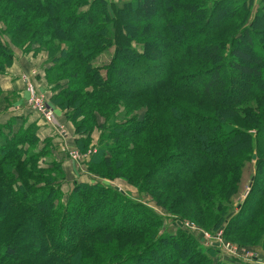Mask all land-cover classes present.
Listing matches in <instances>:
<instances>
[{
    "label": "trees",
    "instance_id": "trees-1",
    "mask_svg": "<svg viewBox=\"0 0 264 264\" xmlns=\"http://www.w3.org/2000/svg\"><path fill=\"white\" fill-rule=\"evenodd\" d=\"M254 1L0 0V73L13 62L11 42L48 51L47 72L86 79L94 92L77 97L53 87L60 106L84 116L78 131L126 95L155 97L154 121L145 113L105 120L87 163L147 193L177 225L165 234L145 201L101 181L65 195L60 162L34 171L33 161L52 155L49 143L30 149L36 127L13 131L11 119L0 124V264H223L213 261L217 247L179 226L186 218L264 249V0L255 9ZM131 8L153 14L136 24ZM110 50L107 65L92 64ZM253 154L256 176L230 215Z\"/></svg>",
    "mask_w": 264,
    "mask_h": 264
},
{
    "label": "rangeland",
    "instance_id": "rangeland-1",
    "mask_svg": "<svg viewBox=\"0 0 264 264\" xmlns=\"http://www.w3.org/2000/svg\"><path fill=\"white\" fill-rule=\"evenodd\" d=\"M114 1H115V3L119 2V0H114ZM254 2L256 5V6H254V9H255L258 5V0H255ZM130 13H131V16H130L131 21L133 23H136V24L144 22V20L150 19L151 15L153 14V12H152L151 15H148V13L146 14L145 12H142V11H137L136 13H133L132 8L130 9ZM145 14L147 15V18L145 17ZM0 28L5 29V25L2 24L1 22H0ZM158 37H160V36H158ZM3 38H5V37L3 36ZM5 39L8 40V38H5ZM156 43H158V42H156ZM10 44H11L12 49L14 47H16L23 52L24 51L25 52L30 51V50H32V47H35V50H37V51L41 50V51H44L48 54V51H46L44 48H41L39 46L37 47L36 44L30 45V46H26V44H25V45H23V47L13 45L11 42H10ZM136 47L141 48V46L139 44L136 45ZM153 50L155 52L153 51L152 56H158L159 54L157 53V49H153ZM111 54H112L111 50L101 54L99 57H97L92 62V64L94 66L97 65L100 67L107 65L108 62L110 61ZM48 58H49V54H48ZM49 62H51L50 59H49ZM63 71L64 70H62V71L55 70L51 73L47 72L45 75V79L47 80L48 85H51L55 81H57V82H55L56 85L54 86V89L56 88V90H58V89L60 90L62 88L68 87L67 90L69 89L70 91L75 92L76 97L81 94L80 92L82 91V89H83V91L88 92V93L94 92V89L91 87L92 85L90 84V82H86V79L81 80V79L74 78L73 76H75V75L69 76V77L67 76L66 78L59 77L58 75H60ZM76 72H77V75H82V69L79 68ZM56 76H57V78H56ZM19 79H20V81H22V83H25L24 84L25 85V96L21 99L22 105L23 106L26 105V107L35 111L34 107L36 105H34V101H36V100L34 99V96H32L31 94L29 95L28 94L29 92L28 93L26 92L27 83H28L27 79H29L30 81H32L36 85L34 80H32V72L27 73V74H22V76ZM128 82L135 85V83L132 80H128ZM141 86H144V85H141ZM36 89H37L36 90L37 94L43 96V101L49 103L51 108H53V110H54L53 116H52L51 121H50L52 124L55 123L56 127L63 128V125H61V122L55 117L57 111H59L63 115V119L65 118V122L72 124L73 128L75 129V134H77V135H83L84 134V138L80 139V141L75 142L77 149L76 148H72V149H75L81 155L84 156V158L82 160L83 161L85 160V163H86L85 165H86L87 171L89 173H91L92 175H94V177H96L97 179H100L99 181L103 182L104 184H107V185H110L113 187L116 186L118 188H123V189L127 190V192H129L132 196H134V198L141 199L142 201H145L146 204L148 206H150L155 211V213L159 214L162 217V219L164 220L165 228L162 229V232H164L165 234L175 233V231L177 230V225L174 222L175 217L173 215H171V213H167L163 207L155 206L154 203L148 201L149 195L147 193L140 194L139 192H137V189L133 186V184H130V183L127 184L126 181H124L123 179H120V178H115L114 180H109L107 178L102 177L101 174H98L96 171H94L90 168V164H93L92 162H88V163L86 162L90 158V156H92V155H90L89 157L85 156V154L89 151L90 148L94 147V149L96 150V147L98 146L99 140L101 138L100 132H101V129L103 127L102 124H104L106 121H109L110 124H112V122L115 119H117V120L118 119H126V118H132L134 116H138V117L141 116L142 117L144 115V113L146 115H148L152 121H154V118L157 115V113L156 112L152 113L153 110L151 109L150 105H152V103L154 102L155 97L154 98L153 97L147 98L146 96H140V97L133 98V95H130V96L126 95L125 98H123L125 100H123L122 103H119V106H120L119 109L109 112V115L107 117L106 116L103 117L98 112H95L94 119L92 121L93 123L92 122H91L92 124L89 123L87 125V129H83L82 131H78L76 129L77 128L76 124H79L80 122H82L84 116L81 115V113H78L76 115V110L73 107H69L68 109H66V108L60 106L58 100H55L52 97H50L51 98L50 99L49 96L47 94H45V92L42 91L37 85H36ZM97 91H98V89H97ZM52 93L53 92L51 91V93H50L51 96L54 95ZM82 97L83 96H80L77 100L75 99L74 103L80 104V102L82 101ZM2 98H5L3 96V92L0 93V114L3 113L4 111H7V110L9 111L11 109V107L14 106L15 104H17V102H18L15 99L14 101L13 100L9 101L5 105H3ZM128 99L130 100V102L128 101V105H126ZM148 99H150L149 102H148ZM146 103H148V104H146ZM83 110H84V108H83ZM121 113H124L123 114L124 116L120 117L119 115ZM39 115H41V114H39ZM188 119L193 122V118L189 117ZM90 121H91V119H90ZM195 124H197L196 121H195ZM198 126L199 125H196L195 128H198ZM143 135H145V133L142 132L141 137ZM143 137L145 138L147 136H143ZM38 144H39V142L34 146L31 145L30 149H32L33 147L36 148ZM41 146H44V145L43 144L38 145L39 148ZM72 149H70V150H72ZM96 152H97V150H96ZM66 155L70 156V151L68 153H66ZM253 156L255 157L254 159H252ZM252 157H251V160L249 159V161L243 167L242 178H241L239 186H238V189H239L238 193L233 195L230 198V207H231V212H230L231 214L230 215H234L235 213L238 212L237 207L242 204L244 198L246 197V193L249 190L248 187H249V184L251 182L252 177L256 176V170H257L256 155L253 154ZM46 160L48 162H54V161H58V158L56 155L54 156L53 154L52 155L46 154V155H41V157L36 162L33 161V165L36 166V169L34 171L37 174H38V172H37L38 166L39 167L44 166L46 164ZM185 166H186V164L183 165V168H185ZM97 170H98V168H97ZM64 178H65V176H64ZM35 182H36V184L39 183V185H42V183H40L41 181L35 180ZM119 184L122 186H119ZM182 221L184 223L192 222L190 219H187V218L185 220H182ZM193 224L195 225L196 229L203 230V231L209 233L210 235H216L217 230H219V229H215V231H214V230H210L208 227H203V226L200 227L199 225H196L194 222H193ZM194 232H199V231H194ZM199 233H196V234L192 233V234L196 238H201ZM222 236H223L222 240L225 243L235 245L239 248H245L246 247L252 251L256 250V249L258 250V246L250 245L251 244L250 241H247L248 243H246L245 245H239L237 243L239 238L235 235H230V237H224V233H222ZM120 243L121 242H119V244ZM201 244H203L206 247L209 246L208 241L206 242V244H204L203 242ZM259 247L261 248V246H259ZM119 250L120 251L122 250L121 244H120ZM222 259H223V261H222ZM227 259H229V261H230L233 258H231V259L225 258V257H222L221 255H217V254L215 257H213L214 262L217 260L223 264H226V262H228V261H226Z\"/></svg>",
    "mask_w": 264,
    "mask_h": 264
},
{
    "label": "crops",
    "instance_id": "crops-1",
    "mask_svg": "<svg viewBox=\"0 0 264 264\" xmlns=\"http://www.w3.org/2000/svg\"><path fill=\"white\" fill-rule=\"evenodd\" d=\"M14 59L4 73H0V88L3 92L2 98L3 105L9 101H14L16 99L17 104L11 107L8 111H4L0 114V124H5L11 119L12 130L17 131L20 128H26L28 126H35L36 137L39 138V144L49 143L50 150L52 154L57 156L58 161L64 171V183L61 186V190L65 195H69V192L76 183H94L99 182L97 179L87 171L85 160L74 162L69 158L66 153L72 148H76V141L84 138L83 135L75 134V129L72 124L65 122L63 115L57 111L56 118L61 122L63 128L56 127L55 123H45L41 115L36 111L23 106L21 99L25 96V83L20 81L22 74H27L32 72V80L36 85L45 92L50 97L57 91H53L54 84L48 85L45 75L47 70L51 67V62H49L48 54L41 50H35L32 47L30 51H21L20 49L14 47ZM46 82V83H45ZM51 99V98H50ZM63 123V124H62ZM77 149V148H76ZM87 162V161H86ZM119 186H122L119 184ZM246 248V247H245ZM247 250L254 253L258 262L245 261L240 262L235 259L226 260V264H264V249L258 247V250Z\"/></svg>",
    "mask_w": 264,
    "mask_h": 264
},
{
    "label": "built area",
    "instance_id": "built-area-1",
    "mask_svg": "<svg viewBox=\"0 0 264 264\" xmlns=\"http://www.w3.org/2000/svg\"><path fill=\"white\" fill-rule=\"evenodd\" d=\"M28 83H27V88H26V92L32 96H34V99L36 101H34V105H36L34 107L35 111L39 114H41V116L43 117L44 121L46 123H51V118L53 116L54 110L53 108H51V106L49 105V103L44 102L43 101V96L38 95L37 94V89H36V85L30 81L29 79ZM32 83V84H31ZM29 90V91H28ZM52 124V123H51ZM96 153V150L94 149V147L90 148L89 151L85 154L86 157H89L90 155H93ZM69 158H71L74 162H80L82 161V159L84 158L83 155H81L78 151H76L75 149L70 150V156ZM179 226L184 229L185 231H189L190 233H199L201 238H198L200 240V242L206 244V242H209V246H213V247H217L218 249V255H221L222 257L225 258H233L235 260H238L240 262H245V261H251V262H258L259 260H257L256 256L254 255V253H252L251 251L247 250L246 248H239L235 245L232 244H228L223 242L222 240V230L219 229L217 230L216 235H210L209 233L203 231V230H198L196 229L195 225L193 224V222H179ZM194 231H199V232H194ZM229 260V259H227ZM223 261V259H222ZM259 264V263H257Z\"/></svg>",
    "mask_w": 264,
    "mask_h": 264
},
{
    "label": "water",
    "instance_id": "water-1",
    "mask_svg": "<svg viewBox=\"0 0 264 264\" xmlns=\"http://www.w3.org/2000/svg\"><path fill=\"white\" fill-rule=\"evenodd\" d=\"M254 158H255V157L253 156L252 159H254ZM253 179H254V177H252L251 182H250V184H249V187H250V185H251ZM249 187H248V188H249ZM249 189H250V188H249Z\"/></svg>",
    "mask_w": 264,
    "mask_h": 264
}]
</instances>
